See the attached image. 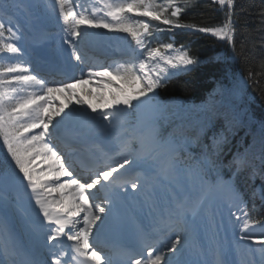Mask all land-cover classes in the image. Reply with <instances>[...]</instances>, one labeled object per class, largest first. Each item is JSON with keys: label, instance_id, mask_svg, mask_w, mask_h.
I'll list each match as a JSON object with an SVG mask.
<instances>
[{"label": "snow or ice", "instance_id": "1", "mask_svg": "<svg viewBox=\"0 0 264 264\" xmlns=\"http://www.w3.org/2000/svg\"><path fill=\"white\" fill-rule=\"evenodd\" d=\"M97 2L100 7L89 12L74 0H55L64 33L62 43L69 50L66 62L73 72L79 69V76L64 74L60 80L50 82L26 59L21 44L22 26L14 21L4 0H0V148L6 153L0 160L6 165L4 179L16 193L14 207L33 245L25 264H111L95 241L101 227L114 218L119 193L127 192L129 187L133 192H147L150 213L175 238L166 237L164 243L138 229L120 249L121 264H234L228 257L233 249L239 254L241 245L247 246L248 255L258 251L264 257V219L255 218V206L249 208L232 179L225 180L219 172L217 160L226 142L223 133L212 137L211 146L205 147L193 166H185L181 152L187 151L188 142L162 138L156 130L145 133L130 127L127 120L132 110L154 105L158 89L166 80L199 63L188 50L177 49L173 43L151 47L159 33L187 29L210 34L231 45L237 57L243 54V44L236 52V0H213L224 13L217 26L183 21L185 11L198 0ZM13 6L19 8L20 0H13ZM261 26L264 28V19ZM99 29L125 33L134 42L132 54L123 63L113 62L114 67L112 63H89L82 42L97 35L92 30ZM260 75H264V62L261 72L249 68L243 82ZM94 81L101 88L99 93L81 91L95 95L100 103L82 99L77 91L78 85ZM57 93L64 94L66 103L52 108ZM72 119L85 125L99 119L102 130L114 144L111 154L101 150L104 162H95L87 177L76 171L71 152L66 155L52 139L53 133ZM260 127L264 136V122ZM261 151L264 153V141ZM247 165L246 149L234 156L228 166L239 171ZM128 170L136 174L125 175ZM212 171L216 173L215 180L208 178ZM181 178L193 186L199 185L201 195L191 199ZM159 186L165 190L162 206L156 199ZM213 188L226 194L227 216L209 202L208 194ZM101 191L102 198L98 196ZM8 208L5 198L4 207H0V214L5 217L0 221V231L5 234ZM198 218L200 225L196 223ZM201 226L207 245L200 255L208 258L181 259L186 237L194 235ZM257 227L259 232L254 231ZM229 230L233 235L231 242L227 239Z\"/></svg>", "mask_w": 264, "mask_h": 264}, {"label": "trees", "instance_id": "2", "mask_svg": "<svg viewBox=\"0 0 264 264\" xmlns=\"http://www.w3.org/2000/svg\"><path fill=\"white\" fill-rule=\"evenodd\" d=\"M262 12L264 0H236V52H240L242 44L245 46L239 57L233 53L231 45L210 34L178 29L185 48L199 63L163 84L155 101L163 130L169 127L192 130L188 136L198 139L193 145L197 157L203 153V138L208 139L211 146L212 137L223 133L226 142L217 164L225 175L232 170L228 165L234 156L248 150V165L236 171L232 181L244 194L249 208L255 206L258 220L264 219V200L256 190L258 184L264 189V153L261 151L264 136L260 127L264 122V75L245 83L244 92L234 78H246L249 68L254 72L262 71ZM182 19L201 26H217L223 21L224 13L213 0H198L185 11ZM228 66L235 72L232 76Z\"/></svg>", "mask_w": 264, "mask_h": 264}, {"label": "rangeland", "instance_id": "3", "mask_svg": "<svg viewBox=\"0 0 264 264\" xmlns=\"http://www.w3.org/2000/svg\"><path fill=\"white\" fill-rule=\"evenodd\" d=\"M39 1H41V0H24L23 5H20L19 8L13 6V1H11V4L10 5L12 7V11L13 10L14 11L22 10L23 15L24 16H27L28 8H25V6H29L30 8H33V7H35L36 2H39ZM52 1L53 0H47V2H48L49 5H52ZM46 7H47L46 6V3H43L42 4V7H41V10H43ZM49 23L50 24H53V21H49ZM92 31H96V30H92ZM174 46L177 49L180 48L178 45H174ZM181 72H184V71H181ZM97 84H98V81H94V82L89 83V84H86V85H78L77 86V91L80 93L81 98L82 99H85V100H90L92 103H100V101L96 98L95 95L88 96V95L84 94L81 91L82 89H88L89 91H91L93 93H99L101 91V88L98 87ZM56 97H57V102L51 106L52 108L58 107L59 106V103H61V102H65L66 103L64 94L57 93L56 94ZM73 104H75V101H73ZM76 107L78 108L79 105H76ZM85 107H87V106L85 105ZM150 110H151L150 108H146V107H144L143 109L141 108L140 116L149 113ZM101 123H102L101 121H98L97 122V124H99V125H98L97 128H95V131H99L104 137H107L106 133L101 128ZM152 130H154V129L153 128L151 129V125H150L149 132L152 131ZM146 131H148V129H145L144 130V132H146ZM38 163H40V162H38ZM0 182H3L5 184L9 185L7 183V181L4 179L3 176L0 177ZM181 182L184 184L185 193L187 195H188V193L190 194V192H192L191 193L192 196H189L191 199H195L196 197H198V196L201 195V190H200L199 185L192 186L191 183L189 181H187L186 178H181ZM11 188L12 187L10 185V189L9 190H11ZM196 188H199V191H195L194 189H196ZM156 195H157L156 197L158 199L162 200V198L165 195V190H164L163 186L157 187V189H156ZM208 198H209V202L213 204V207H220L221 210L223 211L224 215L227 216L226 194L225 193H223L219 189L213 188L212 191L209 192ZM0 199H4V198L0 195ZM161 206H162V203H161ZM20 218H21V216H20ZM196 223L199 225V218L197 219V222ZM260 230L261 229L259 227H257L256 229H254V231H256V232H259ZM199 232L201 234H199ZM194 236H198V238H200L201 240H203V241L206 242L207 236H206V233L204 232V229H203L202 226H201V229H199L193 235V237H192V235H189V237L191 239V242L193 241ZM235 236H236V238H238V236H239V232L238 231L236 232ZM227 239H228L229 242H231V240L233 239V235H232L231 230H229V232L227 234ZM246 249H247V252H246ZM259 254L260 253H258V251H256L253 254L248 255V248L246 247V245H241L240 246V252H239L238 256L236 255L238 257L237 259H238L239 262L236 260V263L238 262L239 264H249V262H250V264H252L254 262V263L257 264V261H258V258H259L258 257ZM254 257H258V258H256V260H254L253 259ZM2 260H3V258H2V252H1V249H0V264H3ZM189 261H191V260L189 259Z\"/></svg>", "mask_w": 264, "mask_h": 264}, {"label": "bare ground", "instance_id": "4", "mask_svg": "<svg viewBox=\"0 0 264 264\" xmlns=\"http://www.w3.org/2000/svg\"><path fill=\"white\" fill-rule=\"evenodd\" d=\"M14 218H8L7 219V224H8V230L10 231V229H11V225L12 224H14L15 222H14V220H13ZM199 242V243H198ZM201 242L198 240L197 241V243H196V245L195 246H193L192 247V252H196L197 251V249H198V246H199V244H200ZM201 250H202V252L205 250V248H206V246L204 247V245H201ZM200 249H199V251H201ZM187 254V255H186ZM264 258V257H263ZM181 259H186V260H191V255L188 253V251H184V253L182 254V256H181ZM231 261H233L234 262V264H238V262L236 263V259L234 258V255L233 256H231L230 258H229ZM200 260H202V258L200 257ZM192 261V260H191ZM263 261H264V259H263ZM261 261H259V263H260Z\"/></svg>", "mask_w": 264, "mask_h": 264}]
</instances>
